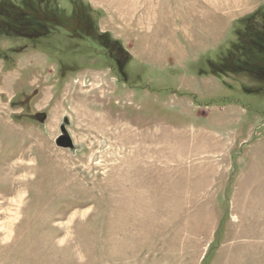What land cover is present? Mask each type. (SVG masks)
I'll list each match as a JSON object with an SVG mask.
<instances>
[{"label":"rangeland","instance_id":"374dc122","mask_svg":"<svg viewBox=\"0 0 264 264\" xmlns=\"http://www.w3.org/2000/svg\"><path fill=\"white\" fill-rule=\"evenodd\" d=\"M21 1L0 0V264H264V0H48L105 47L21 38ZM226 54L247 70L213 73Z\"/></svg>","mask_w":264,"mask_h":264},{"label":"flooded vegetation","instance_id":"af4514ba","mask_svg":"<svg viewBox=\"0 0 264 264\" xmlns=\"http://www.w3.org/2000/svg\"><path fill=\"white\" fill-rule=\"evenodd\" d=\"M3 5L6 14L15 16L14 24L6 21L5 28L14 30L21 38L34 40L63 32L70 39L99 38L102 47L109 46L108 35L98 32L92 17L85 10L60 9L58 5L51 6L48 0L7 2L2 4V8Z\"/></svg>","mask_w":264,"mask_h":264},{"label":"trees","instance_id":"16d2710c","mask_svg":"<svg viewBox=\"0 0 264 264\" xmlns=\"http://www.w3.org/2000/svg\"><path fill=\"white\" fill-rule=\"evenodd\" d=\"M8 15L9 14H7L6 17H5L6 20L3 21V22H1V24H2L1 26H4L6 24V21H8V22L11 23L13 21V19L15 18V16H11V15L8 16ZM255 17H256V14H252L249 17V19H252V18H255ZM13 22H12V24H14ZM239 40H240V38H239ZM251 42H252L253 45H255V47L257 49V50H255L256 52H260L262 54L264 53V33L263 34L262 33H257V35L255 34V37L252 38V41ZM234 45L236 47L239 46V44H236V43ZM239 48L240 47H238V49ZM229 53H232V52L229 51ZM243 57L248 58L249 57V54L245 52L243 54ZM228 58H229L228 57V54H226L225 56L222 57V60L221 61H219V62H212V64H211L212 65V69H213L212 72L213 73H216V74H223L225 72H236V71H245V70H247L244 66H241L239 64L238 65H235V67H231L230 64H229V62L227 61ZM244 62H246V61H244ZM234 64H236V63H234ZM246 64L248 66L247 67L248 69L251 68L252 65H251V63L249 61H247Z\"/></svg>","mask_w":264,"mask_h":264},{"label":"crops","instance_id":"0c3cea01","mask_svg":"<svg viewBox=\"0 0 264 264\" xmlns=\"http://www.w3.org/2000/svg\"><path fill=\"white\" fill-rule=\"evenodd\" d=\"M206 15V22H208V24L211 22V20H212V18H214L215 16H212V15H214V14H205ZM226 17V16H225ZM228 17H230V22H229V24L231 23V17H233V16H231V14L228 16ZM230 27V26H229ZM230 28H232V26L230 27ZM203 34H207V35H209V39H211L212 37H211V34H209V32L207 33V32H203ZM196 42V41H195ZM194 42V43H195ZM198 44V42L196 43V45ZM199 46H201V42L199 43Z\"/></svg>","mask_w":264,"mask_h":264},{"label":"water","instance_id":"95a60500","mask_svg":"<svg viewBox=\"0 0 264 264\" xmlns=\"http://www.w3.org/2000/svg\"><path fill=\"white\" fill-rule=\"evenodd\" d=\"M63 132H65V131H63ZM66 136V135H65ZM64 139H63V137H61V138H59L58 140H56V143L58 144V145H60V146H69L70 148H72L73 147V144H72V142H71V140L68 138V141H65V143H64V141H63Z\"/></svg>","mask_w":264,"mask_h":264},{"label":"bare ground","instance_id":"6f19581e","mask_svg":"<svg viewBox=\"0 0 264 264\" xmlns=\"http://www.w3.org/2000/svg\"><path fill=\"white\" fill-rule=\"evenodd\" d=\"M26 259V258H25Z\"/></svg>","mask_w":264,"mask_h":264}]
</instances>
